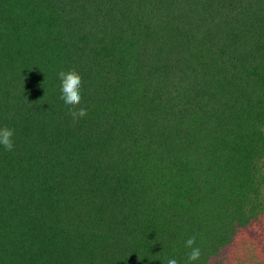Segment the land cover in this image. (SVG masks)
<instances>
[{
    "label": "trees",
    "instance_id": "1",
    "mask_svg": "<svg viewBox=\"0 0 264 264\" xmlns=\"http://www.w3.org/2000/svg\"><path fill=\"white\" fill-rule=\"evenodd\" d=\"M4 127L0 264H208L264 212V0H0Z\"/></svg>",
    "mask_w": 264,
    "mask_h": 264
},
{
    "label": "rangeland",
    "instance_id": "2",
    "mask_svg": "<svg viewBox=\"0 0 264 264\" xmlns=\"http://www.w3.org/2000/svg\"><path fill=\"white\" fill-rule=\"evenodd\" d=\"M208 264H264V212L240 229Z\"/></svg>",
    "mask_w": 264,
    "mask_h": 264
},
{
    "label": "clouds",
    "instance_id": "3",
    "mask_svg": "<svg viewBox=\"0 0 264 264\" xmlns=\"http://www.w3.org/2000/svg\"><path fill=\"white\" fill-rule=\"evenodd\" d=\"M57 75L61 81L60 99L69 105V114L73 118V121L75 122L76 120L85 117L87 115V110L83 108H76L81 100V78L79 74L74 70H71L68 72L60 71ZM13 135V129L7 127L0 128V145H2L6 151H11L14 147V142L12 139ZM194 243V238H189L185 242V247L191 248V251L187 256V264H192V262L198 260L201 255L199 248L192 247ZM167 264H178V262L175 258H170L167 260Z\"/></svg>",
    "mask_w": 264,
    "mask_h": 264
}]
</instances>
